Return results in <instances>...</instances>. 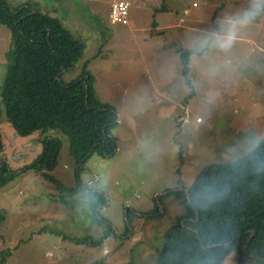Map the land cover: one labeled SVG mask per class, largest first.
<instances>
[{
	"label": "rangeland",
	"instance_id": "374dc122",
	"mask_svg": "<svg viewBox=\"0 0 264 264\" xmlns=\"http://www.w3.org/2000/svg\"><path fill=\"white\" fill-rule=\"evenodd\" d=\"M7 1L12 8L29 7L46 20L54 18L69 31L81 45V61L62 83L77 81L86 68L99 98L117 108L120 124L113 132L117 155H94L80 178L88 190L104 195L100 219L114 234L100 249L77 246L65 237L99 240L106 228L94 223L90 201L81 193L65 204L42 172L17 173L43 153L46 138H59L63 148L49 173L70 189L78 186L66 134L21 138L7 119L1 92L11 40L0 25V169L5 163L17 174L0 189L6 217L0 226V264L3 258L5 264H156L166 232L185 213L168 191L188 190L212 163L245 157L246 137L264 141V15L243 30L217 77L205 76L192 56L189 77L183 78L176 50H191L189 35L219 31L226 17L251 0H133L128 25L111 24V0ZM162 6L167 13L157 12ZM162 19L172 27L154 28ZM196 23L198 33L190 30ZM225 264L254 263H242L232 253Z\"/></svg>",
	"mask_w": 264,
	"mask_h": 264
},
{
	"label": "trees",
	"instance_id": "16d2710c",
	"mask_svg": "<svg viewBox=\"0 0 264 264\" xmlns=\"http://www.w3.org/2000/svg\"><path fill=\"white\" fill-rule=\"evenodd\" d=\"M0 25L8 28L11 40L1 92L7 119L21 138L56 131L66 134L76 160L78 186L70 189L49 173L59 162L63 148L59 138H46L43 153L31 166H24L17 173L23 174L28 169L42 172L63 194L65 204L78 193L88 199L94 223L106 231L99 240L92 237H65V240L100 249L114 234L113 227L100 219L98 211L106 199L84 187L80 178L94 155L104 158L117 155L119 146L113 136L120 124L117 108L99 98L95 79L86 68L77 81L67 86L62 83V76L80 63L81 45L58 20H46L32 8H12L7 0H0ZM178 53L182 76L188 78L193 53L188 50ZM192 89L194 94L193 86ZM3 147L0 133V153ZM259 150L264 153V141ZM0 171L1 189L14 181L17 174L5 163ZM168 194L179 199L185 213L166 232L156 264H225L232 253H238L242 263L264 264V168L257 170L249 154L201 169L188 194L185 190ZM131 215L129 212L130 219ZM5 219L0 209V226ZM5 263L3 258L2 264Z\"/></svg>",
	"mask_w": 264,
	"mask_h": 264
},
{
	"label": "clouds",
	"instance_id": "9594fccd",
	"mask_svg": "<svg viewBox=\"0 0 264 264\" xmlns=\"http://www.w3.org/2000/svg\"><path fill=\"white\" fill-rule=\"evenodd\" d=\"M261 15H264V0H251L247 8L226 17L219 25V31L212 34H195L190 38L193 57H198L197 67L202 69L205 76L215 78L227 67L230 60L226 57L231 53L241 33ZM215 54H223L225 59L218 60ZM195 84L196 82H193L194 86ZM260 143L258 137H246L242 145L245 153L252 157L257 170L264 168V153L259 150Z\"/></svg>",
	"mask_w": 264,
	"mask_h": 264
},
{
	"label": "built area",
	"instance_id": "2783aa9c",
	"mask_svg": "<svg viewBox=\"0 0 264 264\" xmlns=\"http://www.w3.org/2000/svg\"><path fill=\"white\" fill-rule=\"evenodd\" d=\"M133 7H134L133 0H111V9H110L111 24L128 25L131 20V12ZM196 121L201 122L200 119H197Z\"/></svg>",
	"mask_w": 264,
	"mask_h": 264
},
{
	"label": "crops",
	"instance_id": "0c3cea01",
	"mask_svg": "<svg viewBox=\"0 0 264 264\" xmlns=\"http://www.w3.org/2000/svg\"><path fill=\"white\" fill-rule=\"evenodd\" d=\"M196 3H194L193 5H195ZM134 8V7H133ZM111 9V8H110ZM158 11H161L162 13H167L166 12V8H165V6H162L159 10H157V12ZM172 13V12H171ZM172 14H174L175 15V13H172ZM182 19V18H181ZM179 20L180 21V23L181 24H183L185 21L184 20ZM157 25H158V27H157ZM154 28H156L157 30H162V29H170L171 27H172V24L171 23H169V24H167L166 23V20H164V19H162V21L160 22V23H155L154 24ZM179 27H182V26H180V25H178ZM198 24L196 23L195 25H193L192 27H190V30H192V31H196V33H198V31H200L199 29H198ZM155 29V30H156ZM205 33H207V31H205ZM207 34H210V33H207ZM190 37H192V35H189ZM172 49H175V48H173L172 47ZM179 51H182V50H176V53L179 55ZM188 51H191V50H188ZM193 56V55H192ZM180 57V56H179Z\"/></svg>",
	"mask_w": 264,
	"mask_h": 264
},
{
	"label": "water",
	"instance_id": "95a60500",
	"mask_svg": "<svg viewBox=\"0 0 264 264\" xmlns=\"http://www.w3.org/2000/svg\"><path fill=\"white\" fill-rule=\"evenodd\" d=\"M185 192L188 194V190H185ZM159 197H161V196H159ZM131 206V205H130ZM127 213L129 214V211H127ZM129 219V218H128ZM197 221H198V219L196 220V223H197ZM183 225H185L184 223H183ZM256 236V233L255 232H253V237H255Z\"/></svg>",
	"mask_w": 264,
	"mask_h": 264
}]
</instances>
